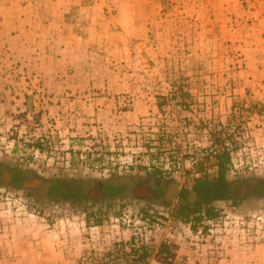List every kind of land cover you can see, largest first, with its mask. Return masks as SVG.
Wrapping results in <instances>:
<instances>
[{
  "label": "rangeland",
  "instance_id": "1",
  "mask_svg": "<svg viewBox=\"0 0 264 264\" xmlns=\"http://www.w3.org/2000/svg\"><path fill=\"white\" fill-rule=\"evenodd\" d=\"M262 33L264 0H0V264H76L75 249L90 245L88 227L98 220L91 211L101 207L108 220L151 206L131 194L133 177L152 184L156 173L191 187L214 175L213 157L184 154L195 134L179 121L196 116L179 99L189 97L188 107L203 94L232 93L248 69L249 41ZM227 97L230 106L264 110L252 93ZM256 117L216 134L232 149L226 176L234 184L264 182V122L255 127ZM5 173L18 181L6 185ZM31 176L61 182L80 199L30 193L23 185ZM118 182L127 185L122 202L88 196L96 183ZM233 200L215 203V243L189 247L199 263L264 245V197ZM184 235L186 243L195 237Z\"/></svg>",
  "mask_w": 264,
  "mask_h": 264
},
{
  "label": "built area",
  "instance_id": "2",
  "mask_svg": "<svg viewBox=\"0 0 264 264\" xmlns=\"http://www.w3.org/2000/svg\"><path fill=\"white\" fill-rule=\"evenodd\" d=\"M184 95V94H183ZM174 100L177 97H169ZM191 98V97H190ZM222 98H225L221 93L211 92L207 95H202L198 103L195 105L198 108H191L192 106L186 104L189 102V97L180 98L179 103L183 104L181 109L183 111L193 110L206 113V116H197L195 123L189 124V118H180L179 125L184 131L193 130L195 136L189 137L183 142L187 147L184 154H188L190 159L201 160L206 156L210 159L216 153L226 150L231 155L229 143L226 140L220 139L216 134H223L228 128L234 125V120L237 119V124L241 129H244V122L257 116L258 121L255 127H260L264 122V110H259V105L244 104L242 106L231 105L224 113L227 121L223 123L220 118ZM177 100V99H176ZM223 114V113H222ZM239 119V120H238ZM241 121V122H240ZM228 127H226L227 125ZM236 124V125H237ZM208 134V145L203 147L201 145V135ZM213 134V139L211 138ZM199 146L203 147L200 148ZM192 149H189L191 148ZM175 165L174 169H179V162L182 160V155L174 156ZM233 169L231 168L230 171ZM177 173L178 171L175 170ZM95 218H100L101 222H96L88 227V235H99L102 232L112 234V240L102 246L98 247L90 242V245L83 250L76 259V264H164L156 259L159 255L161 247L173 248L178 244L180 239H185L183 236L186 232L191 233L195 237L188 238V247L191 249H201L206 243L214 244L216 237H214L218 219H209L195 224L193 220L183 222L182 220L174 217L168 210L158 209L156 206L151 205L148 210L144 212H137L132 214L127 211L126 213L119 214V216L110 217L103 220V216L99 214L94 215ZM225 219L222 221L223 229L226 230ZM107 229V230H106ZM128 231V238H123L121 231ZM94 232V233H90ZM93 244V245H92ZM174 256L170 259L169 264H201L197 259L188 256H180L176 250H173Z\"/></svg>",
  "mask_w": 264,
  "mask_h": 264
},
{
  "label": "crops",
  "instance_id": "3",
  "mask_svg": "<svg viewBox=\"0 0 264 264\" xmlns=\"http://www.w3.org/2000/svg\"><path fill=\"white\" fill-rule=\"evenodd\" d=\"M249 43L253 44V45H250L249 48L246 49L247 54L245 55V59H246V65L248 66V69L243 71L241 75L237 76V80H236L237 87L232 91V93L231 92L230 93L228 92L226 94L224 93V96L227 97V96L233 94V95L238 96V98H241L247 92V93L253 94V98L255 101L264 103V34L262 33V35H260L257 43L256 42H250V41H249ZM53 78H56V76H54ZM72 78H73V76H67L66 81H69ZM244 89H246V90H244ZM193 92L194 91L189 90V92L186 93V95L190 96L191 100H195V98L198 99V95H196V93H193ZM230 102H231V98L227 97L221 103V105H222L221 114H220L221 119H222V115H225L224 113L227 111L228 107L230 106V104H231ZM197 103H198V101H197ZM195 104L196 103H194L191 108L196 107L199 110L200 106L195 105ZM193 111H194L195 116L196 115L197 116H206V117L209 116V115H206V113H203V112L200 113V111H197V110L196 111L193 110ZM182 112L185 115H187V116L191 115L194 118V115L192 113L188 112L187 110L182 111ZM186 113H189V114H186ZM261 128H262V130H264V123L262 124ZM202 137H201V139H202ZM133 178L134 179L132 181V183H133L132 189L138 181V180H136V179H138V177H133ZM154 178L161 179L162 183L164 181H172L175 184V189L171 193L168 201H164V199H162L163 194H164L163 191L165 190V186H162V188L158 192L157 197L152 199V200H148L145 197H137V196L135 197L134 196L136 199H140V201H145L148 203L149 202H152L155 204L162 203V205H164L166 210H168V209L169 210H171V209L175 210L176 209V206L179 203V199H180V196H181L183 190L187 191L188 202L192 203L195 200L192 197L193 191L192 192L190 191L191 187L182 185V183H177L173 179H166V178L163 179V178L159 177V175H154ZM126 186L127 185L123 182L109 183L107 185H104V192L103 193H104L105 197L102 198V196H101L98 198V200L99 201L103 200V203L105 204L104 206H106V205L110 206L108 203L111 200L122 202V200L125 198L124 192H126ZM147 186L152 188V184H150V181H149ZM101 194H102V192H101ZM103 210L101 209V207H99V209L96 208V210H94V211L99 213V212H102ZM90 233H94V232H90ZM121 235L123 236V238H128L129 234H128V231L122 230ZM111 236H112V234H110V236H109V234L102 232L99 235H93L92 237H89L88 240H89V243L92 241V243L95 244V246L100 247L103 244L110 242L113 238ZM11 237H13V236H11ZM17 237H24V236L19 235ZM177 237H181V236H177ZM182 237H185V235ZM35 242L41 243V241H35ZM29 244L31 245V242ZM82 246H83L82 248H84V249H80L81 247H78V249H75V250H79L80 252H82L83 250H85V248L88 246V244H84ZM176 252L178 255L189 256L190 258H197V256L194 254V252L190 250V248L188 247V243H186V241L184 239H180L178 241V245L176 246ZM226 253H227V256L225 258H222L221 260H219V262L217 264H264V245L257 247L253 252L231 250V251H228ZM203 262H204V259H203ZM207 262H208V264H211L210 259L209 260L207 259ZM157 264H159V263H157Z\"/></svg>",
  "mask_w": 264,
  "mask_h": 264
},
{
  "label": "trees",
  "instance_id": "4",
  "mask_svg": "<svg viewBox=\"0 0 264 264\" xmlns=\"http://www.w3.org/2000/svg\"><path fill=\"white\" fill-rule=\"evenodd\" d=\"M213 158L217 164L216 173L211 176L203 175L193 181L190 191L195 193V200L192 203L188 202L187 191L183 190L184 193L182 192L176 209H168L178 219L184 222L193 220L195 224L203 220L216 219L219 215V210L215 207V203L219 201H234L232 193L234 183L226 176V165L230 160L229 153L221 152L214 155ZM209 160V156L204 158V162H209ZM154 175L158 174L155 173ZM57 189L53 193L63 200L77 202L80 199L79 193L63 191L60 185L57 186ZM99 213H104V210ZM99 213L91 211L90 216L92 217ZM97 222H101V219L99 218ZM175 249V246L173 248L161 247L156 259L164 264H169L170 259L174 256L173 250Z\"/></svg>",
  "mask_w": 264,
  "mask_h": 264
},
{
  "label": "flooded vegetation",
  "instance_id": "5",
  "mask_svg": "<svg viewBox=\"0 0 264 264\" xmlns=\"http://www.w3.org/2000/svg\"><path fill=\"white\" fill-rule=\"evenodd\" d=\"M3 181L6 185L15 184L18 180L17 175L5 173L3 176ZM137 183L134 185L133 189L130 190L131 194L135 197H145L148 200H152L157 197L159 190L162 186H165V190L163 191L164 201H168L171 193L175 189V184L172 181H164L161 182V179L156 178L152 180V188L148 187L149 179H144L141 181L140 178ZM36 182L33 187H27L26 190L30 193H35L37 196L42 198L53 197L54 191H57V186L61 185L58 181L51 180H43L38 179L33 176L29 177L26 182ZM151 189V190H150ZM102 192V194H101ZM104 185L102 183H96L94 185V189L88 191V196L92 199H98L102 196L104 198ZM232 193L234 197H237L240 201H246L252 195H260L264 197V182H252V181H242L239 183H235L233 185ZM151 205H155V203L149 202Z\"/></svg>",
  "mask_w": 264,
  "mask_h": 264
},
{
  "label": "water",
  "instance_id": "6",
  "mask_svg": "<svg viewBox=\"0 0 264 264\" xmlns=\"http://www.w3.org/2000/svg\"><path fill=\"white\" fill-rule=\"evenodd\" d=\"M35 181L34 182H31V183H25L24 185H23V187L25 188H27V187H33L34 185H35ZM192 197H193V199H195L196 198V196H195V193L194 192H192Z\"/></svg>",
  "mask_w": 264,
  "mask_h": 264
}]
</instances>
